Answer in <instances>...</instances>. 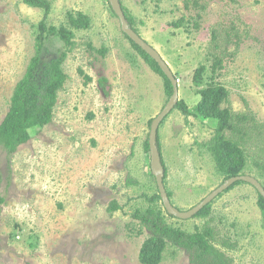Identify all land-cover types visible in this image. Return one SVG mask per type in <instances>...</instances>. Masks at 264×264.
Returning a JSON list of instances; mask_svg holds the SVG:
<instances>
[{
	"label": "rangeland",
	"instance_id": "374dc122",
	"mask_svg": "<svg viewBox=\"0 0 264 264\" xmlns=\"http://www.w3.org/2000/svg\"><path fill=\"white\" fill-rule=\"evenodd\" d=\"M183 1L119 0L138 35L170 68L178 99L190 110L201 98L194 71L204 65V80L209 81L213 54H220L211 31L237 32L239 48L227 46L215 78L229 94L222 107L251 112L263 123L264 0H202L206 7L198 29L186 24L174 28L173 22L189 18ZM51 2L48 25H66L67 13L80 12L89 16L91 26L74 31L75 45L63 64L67 81L58 92L51 123L31 132L14 154L0 147V264H141L139 252L150 231L134 215L149 209L185 233L209 223L236 242L233 251L217 246L233 264H264L262 213L248 183L219 194L207 215L187 220L168 215L156 198L145 142L149 121L170 96L162 76L124 37L109 0ZM43 18L42 10L22 0H0V123L35 54L34 26ZM58 50L62 47L55 41L43 56H57ZM214 128V122L177 109L158 127L163 183L179 211L190 210L223 183L212 157L197 145ZM244 150L242 175L264 186L254 166L264 162V143L253 140ZM193 261L182 246L167 242L159 264Z\"/></svg>",
	"mask_w": 264,
	"mask_h": 264
},
{
	"label": "trees",
	"instance_id": "16d2710c",
	"mask_svg": "<svg viewBox=\"0 0 264 264\" xmlns=\"http://www.w3.org/2000/svg\"><path fill=\"white\" fill-rule=\"evenodd\" d=\"M22 3L30 8L42 10L44 18L34 26L35 54L30 59L23 77L16 83L8 111L0 123V147L9 155L14 154L19 146L31 138V132L51 123L58 92L67 81L63 64L75 45L74 31L87 30L91 26L89 16L80 12L67 13L66 25L50 26L46 23V18L51 10V0H22ZM183 3L184 9L189 14L188 20L182 17L171 25L174 28H179L186 24L188 27L192 26L193 29H198L199 20L206 4L202 0H184ZM121 8L129 27L138 34L137 30L133 28V18L123 7ZM211 34L214 49L220 54H213L209 81L204 80L207 71L204 65H200L194 71L193 84L200 88L201 98L193 110H190L181 100L177 102L174 109L180 110L185 116L193 115L215 123L212 136L197 145L209 153L217 173L223 177V182H225L231 177L242 175L247 163L245 144L253 140L261 144L264 143V122L256 120L251 112H234L229 107H222L228 102L229 94L227 89L215 78L218 76V71L223 68V55L226 54L227 46L234 43L237 49L242 39L237 32L231 35L230 32L222 33L218 29H213ZM124 37L144 57L150 67L162 76L165 93L167 96H171L172 86L157 64L126 35ZM233 37L236 38L235 42L232 40ZM55 41L61 44L62 50H58L57 56L45 59L43 55L50 53L49 47ZM102 51L104 50H99V52ZM85 78L89 80L86 76ZM152 121H149V126ZM145 148L148 152V141L145 142ZM157 148L160 154L158 131ZM161 162L165 179L166 170L162 158ZM254 166L264 177V162L255 161ZM241 183L245 182L239 181L228 190ZM262 187L264 188L263 185ZM167 195L170 198L169 192ZM257 195L264 229V199L258 193ZM156 198L160 199V196L157 195ZM3 202L4 198L0 196V205ZM209 208L210 204L194 217L207 215ZM112 209L115 208H110V210ZM134 218L138 219L150 231V235L143 242L139 252L141 264H159L167 242L182 246L190 252L194 257V264H233V260L217 246L233 251L237 247L236 242L227 236H222L209 223H205L199 231L185 233L168 225L161 214L152 209L144 213H136Z\"/></svg>",
	"mask_w": 264,
	"mask_h": 264
},
{
	"label": "water",
	"instance_id": "95a60500",
	"mask_svg": "<svg viewBox=\"0 0 264 264\" xmlns=\"http://www.w3.org/2000/svg\"><path fill=\"white\" fill-rule=\"evenodd\" d=\"M109 5L114 15L119 20L120 29L122 33L126 35L129 40H131L157 64L160 71L163 73V75L166 77V79L170 82L172 86V94L162 111L156 116V118L153 119L148 137L151 173L155 177L159 196L166 213L180 220L190 219L195 216L198 212H200L205 206L209 205L219 194L223 193L224 191H227L232 185L239 181L251 185L256 190V192L264 199V188L258 180L251 176L238 175L235 177H231L225 182H223L218 188L212 191L201 202L193 206L188 211H179L178 209L172 206L163 183L164 169L157 148V131L160 123L174 109L175 105L179 101L177 80L172 74L166 62L161 58L159 53L129 27L123 14L119 0H109Z\"/></svg>",
	"mask_w": 264,
	"mask_h": 264
}]
</instances>
